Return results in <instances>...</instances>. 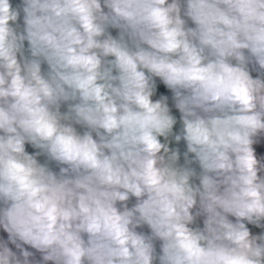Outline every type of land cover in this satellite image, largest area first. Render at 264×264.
<instances>
[{
	"label": "clouds",
	"instance_id": "clouds-1",
	"mask_svg": "<svg viewBox=\"0 0 264 264\" xmlns=\"http://www.w3.org/2000/svg\"><path fill=\"white\" fill-rule=\"evenodd\" d=\"M0 230V264H264V0H0Z\"/></svg>",
	"mask_w": 264,
	"mask_h": 264
},
{
	"label": "rangeland",
	"instance_id": "rangeland-1",
	"mask_svg": "<svg viewBox=\"0 0 264 264\" xmlns=\"http://www.w3.org/2000/svg\"><path fill=\"white\" fill-rule=\"evenodd\" d=\"M113 33L115 34V30H113ZM159 91L163 93V92H165V88L161 85L160 88H159ZM175 114L178 115V113H175ZM177 127H179V125H177ZM180 147H181V149L183 150V148H184L183 143H181ZM27 150H28L29 152L34 151L30 146H27ZM43 159H44V158L41 157V161H42V162H43ZM53 167L55 168L54 165H53ZM55 170L58 171V169H55ZM0 236H5V237H6V233H4L2 230H0ZM36 255H37V259H39V253H37Z\"/></svg>",
	"mask_w": 264,
	"mask_h": 264
}]
</instances>
